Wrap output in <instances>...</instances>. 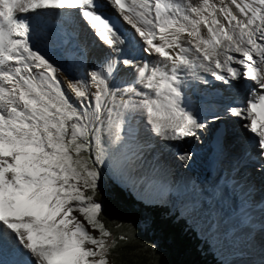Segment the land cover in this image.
<instances>
[{
	"label": "snow or ice",
	"instance_id": "snow-or-ice-1",
	"mask_svg": "<svg viewBox=\"0 0 264 264\" xmlns=\"http://www.w3.org/2000/svg\"><path fill=\"white\" fill-rule=\"evenodd\" d=\"M49 12L66 62L85 32L102 49L83 77L33 42ZM201 71L244 93L225 113L250 134L264 172V0H0V255L111 264L97 166L136 139L137 122L163 141L206 129L185 94L189 75L210 82Z\"/></svg>",
	"mask_w": 264,
	"mask_h": 264
},
{
	"label": "bare ground",
	"instance_id": "bare-ground-1",
	"mask_svg": "<svg viewBox=\"0 0 264 264\" xmlns=\"http://www.w3.org/2000/svg\"><path fill=\"white\" fill-rule=\"evenodd\" d=\"M19 15H23V14H19ZM42 15L46 16V17L50 18V20L56 22V19L53 20V18H55L53 13L49 12V13H44ZM40 18L42 20L44 19V17H42V16ZM49 34L53 35L52 32L49 31L48 24L43 25L40 35L43 36L44 38H48ZM85 36H87L88 38L86 37V39L83 41L84 49H79L78 51H75L71 54L73 56L81 57V61H79V65L77 64L78 62L73 58H69V59H67V62L66 61L64 62L65 67L63 68V72L69 78L83 77L87 71L91 70V65L93 63H95L96 60L98 59V57H100L102 54V49L96 44L95 39L93 37L89 36V34L87 32H85ZM34 40H36L35 37H33V42H34ZM86 43L88 44L87 46H86ZM35 45L41 52H43L46 48H50V47H53L54 49L57 50L61 46L59 41L54 43V42L44 41V40L37 42ZM134 55L138 56V54H134ZM140 58L141 59H150V57H145L144 54H142L140 56ZM86 60L88 61V66L86 69H83V66L86 64ZM199 75L201 77H203L204 79H208V77L210 76L208 73H205L202 71L199 72ZM186 80L188 81V84L185 86V94H186L187 99L189 101H191L190 107H192L194 110H196L197 107H199L200 105L197 104L193 100V98L190 97V95L192 94L191 88L193 90L195 85H197L201 82L197 81L191 75L187 76ZM210 101L212 102V100H210ZM204 116H205V111H203L200 114V118L203 119ZM206 124H207L206 129L202 130L198 134L199 136L191 138L192 140L198 141L200 143L201 142L200 140L206 136L209 129L213 128V126H214V123H212L211 121H207ZM139 126H143V125L140 122H137L136 127H134V126L133 127H134V129H140ZM237 127H238L237 124L235 122H233L232 123V132L237 130V133H239L240 130ZM144 131H146V129ZM138 133L139 134H137L136 139L133 140L123 150V152L119 153V157H117L116 163L118 162L119 164H122V162H123L125 164L126 159L129 158L128 156L132 155L135 157V159H138L137 161L141 160L142 162H144V165H146L150 160H152L153 158L155 159V157H156V150L157 149H156L155 143H153V142H155V138L158 139V141H161L163 144L172 145V146L175 145L177 148H180L181 144L184 141V140H182L181 143H175L176 141H163L160 138L149 135L148 143H145L147 141L143 142L141 140V135H140L139 130H138ZM229 139H232L233 143H235V145L237 144L235 138H229ZM172 142H174V143H172ZM145 148L147 149V152L149 153V155L151 157L146 156L148 154L146 152L142 151ZM138 152H139V154L137 155ZM182 152H183V150L180 149L179 153H182ZM206 157H207L206 154L201 156V158L203 159L201 164L204 166L198 165V168L194 167L192 170L190 169L188 171L183 169V172L180 175V180L183 177H187V175H188V176L192 177L191 182H184V184H183V182H181V184H183L182 186L179 184H176L175 188H173L172 186H171V188L174 189L173 190L174 192L181 194V195H185V194L190 193L192 191V188L194 191L197 192V193L195 192L197 198H201V201H202L200 208H199V211L200 210L203 211L202 213L197 214L198 227L202 229V225H203L205 227H209L210 229L211 228H217L218 231L221 229L224 230L223 232H221V231H219V232L221 233L220 234L221 236H223V237L226 236V238L224 239L225 250H227L225 255L227 257V260L229 261V264H257V262L255 260L248 257V256H252V253H253V251H252L253 249L249 248L248 242H249L250 238H252L253 240L255 239V237H256L255 233L257 232V229L259 227H261V229L263 230L262 226H264V222H262L260 220L262 218H264V212L260 209H251V210L243 209L239 212V214L238 213H232L230 211L232 219L230 221H228L229 226L224 228V224H223L224 218H221L219 216L217 207H216V205H214L215 201H214L213 194H212V191H214L216 188L220 189V188H224V186L222 184H220L221 180H219L217 182V180L220 176L219 175L220 171H218L217 164L209 165V163L206 161ZM133 167H134V163L130 166L131 171H134ZM163 168H164V166H163ZM144 170L147 171V169H145V168H144ZM145 171H144V173H145ZM148 171H149L148 174L149 173L160 174L158 178L162 180V183L166 182L165 183L166 188H167L166 185H169L168 182L172 183L171 181H169V177H168L169 174L166 175V173H164L165 169H160V166L158 164H156V166H155V171L151 170V168ZM207 173H209V177L206 176ZM152 178L154 179V181ZM231 178L233 179V181L239 179L236 175L231 176ZM228 180H229V177H228ZM138 182L139 181L136 180V182H134V186L139 187L138 192L140 193L141 196L138 195V193H136V194L139 198L145 199L148 202L155 201L157 199V197L159 195H161V193L163 191L164 185L162 183H159L157 181L156 177H150L147 174H145L144 180L143 179L141 180L144 187H146V191H148V192H145L144 190L140 191V188H144V187L143 186L140 187ZM148 183H152L151 185L153 187H156V189H157V193H156L157 195L156 196L153 195L154 190L146 185ZM160 184H162V185H160ZM189 184H190V187H189ZM250 186H252V185H250ZM207 189L209 191V193H208L209 195L201 196L200 191H206ZM168 193H169V191H167V194ZM237 196H239V195H237ZM223 204H224V202H223ZM207 205H208V207H207ZM237 205L238 204H235V206H237ZM241 219L243 220V223L240 222ZM213 224H215V225H213ZM202 230H205V229H202ZM230 232H233V233L231 235H229ZM233 238H235V239H233ZM233 245L235 246L234 248L232 247ZM242 248H243V250H241ZM232 255H234V257H236V258H232ZM253 256H256V255L254 254ZM13 258L14 257L7 250L2 255H0V260L7 262V264H10V262L13 260ZM241 258H243V261H241Z\"/></svg>",
	"mask_w": 264,
	"mask_h": 264
},
{
	"label": "trees",
	"instance_id": "trees-1",
	"mask_svg": "<svg viewBox=\"0 0 264 264\" xmlns=\"http://www.w3.org/2000/svg\"><path fill=\"white\" fill-rule=\"evenodd\" d=\"M97 169L100 178L95 199L102 205L99 219L115 241L111 264H223L208 244L201 246L202 240L187 219L179 218V211L171 214L167 203L147 205L138 200L128 185L111 174L107 163Z\"/></svg>",
	"mask_w": 264,
	"mask_h": 264
},
{
	"label": "rangeland",
	"instance_id": "rangeland-1",
	"mask_svg": "<svg viewBox=\"0 0 264 264\" xmlns=\"http://www.w3.org/2000/svg\"><path fill=\"white\" fill-rule=\"evenodd\" d=\"M92 43V42H91ZM88 44L86 43V46H87ZM134 127H136V124L135 125H133ZM139 128L140 129H138L139 130V132H140V135H141V140L143 141V142H145V141H148L149 140V134H148V132L147 131H144L145 129L143 128V126H139ZM139 134V133H138ZM148 134V135H147ZM199 136V135H198ZM143 138V139H142ZM191 139V138H194V137H187V138H185L184 139V141L186 140V139ZM147 139V140H146ZM183 141V142H184ZM155 142H158V143H160V144H157L158 146H161V145H163L162 144V142L161 141H158V139H156L155 138ZM198 142V141H197ZM145 143H148V142H145ZM172 143H174V142H172ZM175 143H181V141H176ZM182 145V144H181ZM106 147H107V145H105ZM156 146V145H155ZM159 147H157L156 146V149H158ZM145 150V151H144ZM143 152H146L148 155H146V156H149V157H151L150 155H149V153L147 152V149L145 148V149H143L142 150ZM139 153V152H138ZM138 153H137V155H138ZM132 156V155H131ZM128 156L129 158L128 159H126V163L124 164L123 162H122V164H119L118 162L116 163V160H117V157H119V153L118 154H112L111 152L108 154V156L106 157V159H110L111 160V164H112V167H113V169H114V174L113 175H115V176H117V177H121L125 182H127V184L128 185H130L131 187H132V190H133V192L135 193V196H137V194L136 193H138V195H140V193L138 192V189H139V187H135L134 186V182H136V180H138L139 182H138V184H139V186L140 187H144V185L142 184V182H141V180L143 179L144 180V178H145V174H147L148 176H150V177H156L157 178V181L159 182V183H162V180L161 179H159L158 177H159V175L160 174H157V173H149L148 174V170H150V168H151V170H153V171H155V166H156V164L158 163L159 164V166H160V169H165V171L164 172H167L169 169H170V167H171V163H170V161L168 160V163L165 161V159L164 158H162L161 156H160V153L159 152H157L156 151V160L158 161V162H156L155 161V159L153 158L152 160H150L146 165H144V162H142L141 160H139V161H137L138 159H135V157L134 156ZM138 158V157H137ZM120 162V161H119ZM134 163V171H131V168H130V166L132 165ZM138 163V164H137ZM164 166V168H163V166ZM167 165V166H166ZM107 167L109 168V166L107 165ZM144 168L145 169H147V171H145L144 170ZM141 172H140V171ZM172 170H175V168L173 167L172 168ZM144 171H145V173H144ZM153 175V176H152ZM167 175V174H166ZM170 176V175H169ZM172 178V176H170L169 177V180ZM153 179V178H152ZM120 180V179H119ZM191 180H192V177H190V176H188L187 175V177H183L181 180H180V182H179V185H183L184 184V182H191ZM134 181V182H133ZM153 181H154V179H153ZM130 182V183H129ZM181 182H183V184H181ZM166 183V182H165ZM165 183H162L163 185H164V187H163V191H162V193H161V195L162 196H165V198H162V200L164 201V202H166L167 204H169L171 207H172V211L174 212V210L175 209H180V212H181V214H182V216H184V217H186L187 219H188V221H189V223L191 224H193L195 227H196V229H198L201 233H204V235H203V237H206L207 239H208V241L211 243V248H212V250L213 251H215V252H218L220 255H221V258H222V260H226V264H229V261L226 259L227 257H226V252H227V250H225V243H224V239L226 238V236L225 237H223V236H221L220 234V232L219 231H221V232H223L224 230H219L218 231V229L217 228H209V227H205V226H203L202 225V229H206V230H202L201 228H199L198 227V219H197V214H200V213H202L203 211H199V208H200V205H201V198H197L196 197V195H192V196H187V197H185V196H182V198H180L179 196H173V195H171V198L169 197V193L167 194V191H173L174 189H171L170 187H171V183H169L168 182V184L169 185H166L167 186V188L165 187ZM152 183H148V184H146L148 187H150L151 189H153L154 190V196H156L157 194V189H156V187H153L152 185H151ZM162 184H160V185H162ZM189 187H190V184H189ZM141 190H144L145 192H148V191H146V187H144V188H140V191ZM136 191V192H135ZM142 194V193H141ZM161 195H159L157 198H160V197H162ZM141 196V195H140ZM157 200V199H156ZM155 200V201H156ZM161 204H163V203H161ZM224 207V206H223ZM222 207H220V209H221ZM225 208V207H224ZM226 211H229L228 209H226L225 208V210H218V214L222 217V218H226L227 217V215H228V212H226ZM75 214V213H74ZM195 216V217H194ZM81 219H83L82 217H81ZM84 223L86 224V221H84ZM223 224H224V228H226L227 226H229V224H228V221L227 220H225L224 219V221H223ZM213 225H215V224H213ZM257 229V228H256ZM202 230V231H201ZM261 232H263V230H261L260 229V227L257 229V232L255 233L257 236H256V238H255V245H257V244H260L261 242H262V239H260V237L261 238H263L264 237V235H261ZM93 234L94 235H98V233L97 232H93ZM110 241H113V238L112 237H109L108 238ZM233 239H235V238H233ZM214 240H215V242H214ZM264 241V240H263ZM239 243V242H238ZM251 245H253V239L252 238H250V240H249V247H250V249H253L252 251H253V253L255 254H257V255H260V253H259V250H255V248L254 247H252ZM255 245H253V246H255ZM244 246V245H243ZM233 248L235 247L234 245L232 246ZM111 250V249H110ZM216 250H218V251H216ZM241 250H243V248L241 249ZM240 250V251H241ZM246 252V251H245ZM252 253V254H253ZM249 257V256H248ZM264 260V259H263ZM262 260V261H263ZM241 261H243V258H241Z\"/></svg>",
	"mask_w": 264,
	"mask_h": 264
},
{
	"label": "water",
	"instance_id": "water-1",
	"mask_svg": "<svg viewBox=\"0 0 264 264\" xmlns=\"http://www.w3.org/2000/svg\"><path fill=\"white\" fill-rule=\"evenodd\" d=\"M147 204H151L152 202H146Z\"/></svg>",
	"mask_w": 264,
	"mask_h": 264
}]
</instances>
